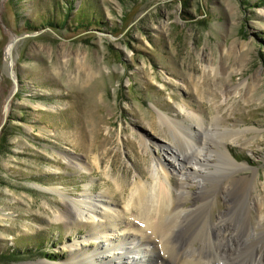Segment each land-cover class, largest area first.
Wrapping results in <instances>:
<instances>
[{"label":"rangeland","instance_id":"374dc122","mask_svg":"<svg viewBox=\"0 0 264 264\" xmlns=\"http://www.w3.org/2000/svg\"><path fill=\"white\" fill-rule=\"evenodd\" d=\"M157 110L177 125L161 122ZM187 112L204 117L202 129ZM189 128L216 152L202 190L212 203L206 217L226 215L230 227L243 221L246 242L202 248L184 238L170 254L156 242L147 264L197 255L204 264H230L234 247L247 264L254 254L263 261L264 0H0V264L66 263L77 255L72 245L92 252V231L55 217L64 198L51 189L73 201L87 189L94 198L107 191L102 201L121 211L134 179L151 181V161L164 147L187 151ZM222 145L246 165L232 181L214 178L224 173ZM225 183L230 200L219 192ZM187 188L185 210L200 204L196 187ZM118 215L115 236L135 212Z\"/></svg>","mask_w":264,"mask_h":264},{"label":"bare ground","instance_id":"6f19581e","mask_svg":"<svg viewBox=\"0 0 264 264\" xmlns=\"http://www.w3.org/2000/svg\"><path fill=\"white\" fill-rule=\"evenodd\" d=\"M205 68L208 69V67ZM157 114L161 122H165L166 124L173 122V125H177V122L170 120L163 112L157 110ZM186 118L192 121L195 127L202 129L200 124L203 125L205 122L203 116L187 112ZM189 130L191 133L190 137H184L188 152L186 151L184 154H180L181 152L179 153L173 146L164 147L165 149L162 151V157L153 158L151 161V168L149 170L151 181L148 179L143 181V178L140 176H138L136 180L134 179L127 203L121 211L113 209L109 203L102 201L103 198H110L111 194L107 191H101L100 194L94 198V196L89 195V189H87L77 200L73 201L67 199L62 194L60 187H55L54 190L51 189L52 194L59 196L60 199L64 198L63 204L65 208L55 213V217L63 221L66 227L70 229L83 227L87 229V233L88 231H92L91 236L93 237L90 239L95 246L92 252L85 254L82 250H77L75 245H72L71 252L73 254L77 253V255H74V257L66 263L57 264H147L149 261L146 259L147 255L151 254V252H155L156 242L161 244V249H163L165 253L170 254V252H172V242L181 241L184 238L194 241L199 240V242L202 243V248H209L210 245L218 246V244L224 241L233 242V240L236 243L242 242V244H245L246 240L239 238V234L243 229H245V233L248 234L247 225L243 223V221L242 223L239 222V224L231 221L233 226L230 227L226 222V215H220L219 221L214 223L210 222L206 217L205 211L212 206V203L210 199L202 196V190L204 189L205 178L207 175L212 174L210 169L217 167L212 155L216 152L205 139L201 140L202 142H200V144L196 143V131H192L191 128H189ZM201 131L204 133L209 132L206 127ZM215 132H217V130H215ZM233 135L234 134H232V136ZM181 137H183V135ZM141 145L148 148L147 142L143 139L141 140ZM218 155H220V158L224 161V169H221L224 173H222L223 175L221 176L215 175L214 178L220 181H222L221 177L227 178L228 181L237 179L232 178L234 171H236V169H245L244 167L246 165L235 163L225 145H222L221 150L218 151ZM187 156H190L191 159H188ZM168 159H171L173 163H169L168 165V163H166ZM65 160L69 165L72 164L70 159L65 158ZM94 164L98 166L99 162L95 160ZM75 166L83 171L88 170V165L86 163L78 162ZM171 167L172 169L170 172ZM172 172L178 177L175 184L170 180ZM246 178L247 177H242L240 180L242 179L245 181ZM228 185H232L231 189L234 186L230 183H228ZM189 186L196 187V192L193 195L196 200L200 201V204L185 210L180 207V204L189 197V188H187ZM226 186L220 188L219 192L223 194L224 199L230 200V193L232 192L228 186ZM109 200L111 201V199ZM212 200L214 201V199ZM228 202L230 203V201ZM97 206L101 208L99 209ZM130 210L134 211L135 215L128 223L125 221L127 226L126 230L128 231L125 232V229L122 230L124 232H121L123 236L117 233L116 236L110 234L111 228L123 224L122 217L118 214L123 215ZM167 215L168 217L171 215L172 218L175 219L167 223L164 221ZM194 220H197V222L195 223ZM191 221L193 225L190 223ZM96 223L99 225L95 226ZM101 223L105 224L102 225ZM96 229H98V231H93ZM214 232L216 233L215 235H217L216 239L212 238ZM112 239L113 241L123 240L127 241V243L128 241L130 242L128 244L124 243L126 249L122 246L116 248L115 245L110 243ZM89 242L90 240H83V243H85L83 246H86ZM126 245L128 246L126 247ZM244 249L245 248L242 249V252ZM228 255L230 257V264H247V260H245L246 256H242L235 247L229 250ZM161 256H163V254ZM176 259L179 260V264H204L208 262L204 261V258L198 255L196 258L192 259H185L183 257H177ZM163 261L164 260L161 262L163 263ZM263 262L264 260L262 261L260 255L256 257L254 254L252 264H263ZM39 264L52 263L40 262Z\"/></svg>","mask_w":264,"mask_h":264},{"label":"trees","instance_id":"16d2710c","mask_svg":"<svg viewBox=\"0 0 264 264\" xmlns=\"http://www.w3.org/2000/svg\"><path fill=\"white\" fill-rule=\"evenodd\" d=\"M48 258H50V259H53V257L52 256H47Z\"/></svg>","mask_w":264,"mask_h":264}]
</instances>
